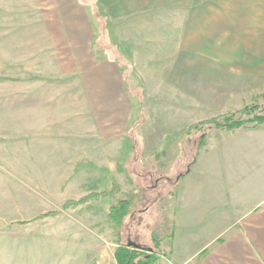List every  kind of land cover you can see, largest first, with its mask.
Masks as SVG:
<instances>
[{
  "label": "rangeland",
  "instance_id": "rangeland-1",
  "mask_svg": "<svg viewBox=\"0 0 264 264\" xmlns=\"http://www.w3.org/2000/svg\"><path fill=\"white\" fill-rule=\"evenodd\" d=\"M53 1L0 0V33L50 15ZM94 1L101 28L108 31V37L100 34V42L120 50L122 79L136 99L131 143L123 144V137L115 145H95L89 135L86 143L66 145L0 140V264H116L119 243L151 249L153 235H172L162 249L167 253L174 240L178 256L210 234L194 232L212 217L196 215L192 202L201 197L205 203L211 189L191 182L220 179L222 166L206 159L198 171L191 169L210 146L238 132L211 130L201 147V131L184 135L194 123L222 115L208 103L212 91L202 73L191 76L190 63L183 64L181 77L169 72L191 0H167L165 8L162 0ZM190 165L191 173L179 178ZM112 184L141 199L130 209L121 234L107 218L113 199L62 210L65 202L101 193ZM49 212L57 214L31 222Z\"/></svg>",
  "mask_w": 264,
  "mask_h": 264
},
{
  "label": "crops",
  "instance_id": "crops-1",
  "mask_svg": "<svg viewBox=\"0 0 264 264\" xmlns=\"http://www.w3.org/2000/svg\"><path fill=\"white\" fill-rule=\"evenodd\" d=\"M52 8L0 33V140L66 145L89 135L95 145L131 143L135 98L122 79L120 50L100 42L108 31L98 3L54 0ZM179 43L169 72L181 77L187 63L191 76L201 72L220 114L258 105L264 115V0H191ZM230 132L238 135L210 146L191 169L206 159L222 166L220 179L191 182L211 189L205 203L192 202L196 215L212 217L194 232L209 236L178 256L172 240L160 264H264V128Z\"/></svg>",
  "mask_w": 264,
  "mask_h": 264
},
{
  "label": "trees",
  "instance_id": "trees-1",
  "mask_svg": "<svg viewBox=\"0 0 264 264\" xmlns=\"http://www.w3.org/2000/svg\"><path fill=\"white\" fill-rule=\"evenodd\" d=\"M260 127L264 128L262 107L258 105H249L239 111L222 114L214 118L194 123L187 129L184 135H190L191 133L201 131L202 134L198 142V145L201 147L205 141L207 132L211 130H254ZM190 168L191 165L183 175L179 176V178L185 176L190 171ZM176 183L177 182H175L174 185ZM101 198L113 199L114 204L108 207L107 218L118 234H121L124 226H126L125 220L130 215V209L136 202L141 201V199L138 198L137 195H129L119 192V189L114 184L101 193H91L77 201H67L63 204L62 210L75 209ZM56 214L57 212H49L34 218L31 222L54 216ZM171 239L172 235L167 237H157L153 235L151 237V241L153 242V247L151 249H147L135 243H119L114 252L115 263L159 264L162 258H167L168 256L167 253L163 251L162 246Z\"/></svg>",
  "mask_w": 264,
  "mask_h": 264
}]
</instances>
